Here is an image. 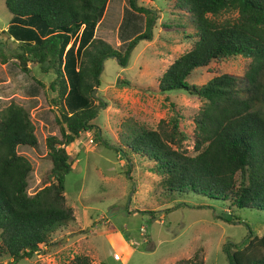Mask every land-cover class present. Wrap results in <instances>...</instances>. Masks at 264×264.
<instances>
[{
	"label": "trees",
	"instance_id": "1",
	"mask_svg": "<svg viewBox=\"0 0 264 264\" xmlns=\"http://www.w3.org/2000/svg\"><path fill=\"white\" fill-rule=\"evenodd\" d=\"M107 1L4 0L12 14L4 32L17 43L11 56L18 69L28 73L33 62L40 72L54 74L49 88L56 92L60 133L46 138L53 181L29 196L31 164L17 147L36 146L34 125L18 104L0 110V256L11 259L7 264L31 258L40 245L50 244L59 228L75 220L64 196L65 176L71 171L65 148L94 127L90 121L105 105L93 94L100 86L103 61L114 58L126 64L140 38H132L121 52L94 37ZM128 3L132 10L148 13L135 0ZM177 3L191 15L197 39L164 71L158 87L161 92L184 90L204 100L193 119L195 153L183 148L175 123L169 132L128 125L119 148L125 156L131 151L149 162L150 171L162 178L167 199L193 193L264 212V0ZM230 10L236 12L234 18L215 19ZM151 22L147 18L143 36L149 35ZM231 56L250 58L243 78L221 74L200 86L187 82L194 69ZM0 58L4 63L5 57ZM228 263L264 264V232L228 252ZM69 264L93 263L78 254ZM174 264L204 262L195 254Z\"/></svg>",
	"mask_w": 264,
	"mask_h": 264
},
{
	"label": "rangeland",
	"instance_id": "2",
	"mask_svg": "<svg viewBox=\"0 0 264 264\" xmlns=\"http://www.w3.org/2000/svg\"><path fill=\"white\" fill-rule=\"evenodd\" d=\"M135 3L148 13L132 10L128 0H108L95 29L96 39L121 52L132 38H140L126 64L121 66L114 58L103 61L94 97L105 105L90 121L94 127L65 148L71 171L65 176L64 196L75 220L59 228L49 245H40L31 258L17 264H69L78 254L88 256L93 264H174L195 254L204 264H229L228 252L264 232L262 210L239 209L193 193L167 199L162 178L150 171L149 162L120 150L128 125L169 132L175 123L183 148L194 155L193 119L204 104L187 91L161 92L158 87L164 71L197 39L191 15L177 0ZM235 16L232 10L223 11L215 19ZM11 17L0 0V56L5 57L4 63L0 58V110L11 102L18 104L34 125L36 146L17 147L31 164L27 194L32 196L53 181L46 138L60 136L58 106L56 92L49 88L54 74L40 72L33 62L23 73L11 56L17 43L4 32ZM147 18L152 22L149 35L143 36ZM249 63L250 58L243 56L215 59L194 69L187 82L200 86L221 74L243 78ZM10 260L0 256V264Z\"/></svg>",
	"mask_w": 264,
	"mask_h": 264
},
{
	"label": "built area",
	"instance_id": "3",
	"mask_svg": "<svg viewBox=\"0 0 264 264\" xmlns=\"http://www.w3.org/2000/svg\"><path fill=\"white\" fill-rule=\"evenodd\" d=\"M92 142V140L90 139V143ZM114 259L118 260L119 257L117 255H114Z\"/></svg>",
	"mask_w": 264,
	"mask_h": 264
},
{
	"label": "water",
	"instance_id": "4",
	"mask_svg": "<svg viewBox=\"0 0 264 264\" xmlns=\"http://www.w3.org/2000/svg\"><path fill=\"white\" fill-rule=\"evenodd\" d=\"M95 93V91H93V94Z\"/></svg>",
	"mask_w": 264,
	"mask_h": 264
}]
</instances>
